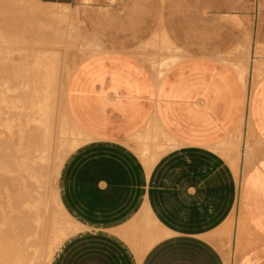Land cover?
Wrapping results in <instances>:
<instances>
[{"label": "crops", "instance_id": "crops-1", "mask_svg": "<svg viewBox=\"0 0 264 264\" xmlns=\"http://www.w3.org/2000/svg\"><path fill=\"white\" fill-rule=\"evenodd\" d=\"M259 44L262 72L248 92L226 62L235 51L220 61L187 58L164 29L144 42L148 66L120 50L78 63L64 104L89 139L63 161L57 191L82 229L64 239L50 264H227L213 237L237 200L246 227L263 239L238 264H264V38ZM167 46L179 59L163 69ZM243 120L241 137L248 121L260 154L238 182L218 149ZM146 134L176 145L150 160L137 153Z\"/></svg>", "mask_w": 264, "mask_h": 264}, {"label": "bare ground", "instance_id": "bare-ground-1", "mask_svg": "<svg viewBox=\"0 0 264 264\" xmlns=\"http://www.w3.org/2000/svg\"><path fill=\"white\" fill-rule=\"evenodd\" d=\"M12 1L14 0L7 1V4L15 3ZM24 1L26 0H23L25 5L19 4V2L17 4L26 6L27 3L30 10L29 14L30 12L34 13L33 16L29 15L26 11L28 9L25 10V8L26 12L24 10L22 12L23 19L27 18L24 13L32 17L28 16L27 18L28 21L29 18L32 19V23L30 22L32 30L29 36L34 39L38 49L29 48L30 42H33L32 40L27 42L28 39L23 42L25 45L29 44L27 49H25L26 46L19 49L15 40V44L4 43L6 38L7 41L10 39L7 35L15 38L19 34H23V29L29 31L26 30L29 29L26 28V26H29V23L26 24L27 20L21 21L22 17L19 18L21 12L19 14L14 9L12 13L17 12L15 16L13 15L14 19L7 20L4 15H2L4 19H0V60L11 63L12 65L7 68H11L12 72H15V74L6 72L9 70L3 67L6 69L5 74L9 75L8 73H11L15 76H11L15 78L14 81L12 80L15 84L9 81L11 79L7 81V83L9 82L8 85L10 83L14 84L13 87L9 85L11 88L6 83L2 88L4 76L0 77L2 78V80L0 79L2 81L0 82L2 84H0L2 88L0 89V101L2 102L0 103V183H3L0 184V264H50L54 253L62 244L64 236L82 227L79 222L71 221L62 207L59 201L56 178L63 161L69 153L89 139L73 122L64 104L67 81L74 68L85 57L80 51L72 50V47L83 45V42L86 41L79 34L77 27L71 23L70 14L66 7H62V5L55 7L44 1V5H39V3L38 5L37 3L30 5L27 1ZM30 1L33 4L37 1L42 2L41 0ZM8 5L12 6L13 4ZM16 6L14 7L16 8ZM19 6L17 8L21 11ZM11 8L9 7L10 10ZM10 10L7 11V16L9 15L8 12L11 14ZM19 19H21L20 23H18ZM25 31H23L25 33L23 37L27 38ZM19 37H17V40ZM1 39H3V43ZM248 40L250 41V39ZM19 41L22 43L21 39ZM246 41L236 48V52L240 53L238 57L236 53V58L226 59V62L237 72L243 85L251 89L262 72L257 70L254 61L262 57L255 56V53L250 54V44ZM58 44L68 45L67 48H62L65 54L61 51L64 54V56L62 54L63 61H61L62 57H60L59 50H50V47H59ZM42 45L44 47L45 45L49 46V50L40 49ZM165 50H167V55L161 62L163 69L179 59V56L171 55L172 48L169 46ZM16 53L20 54V56L17 54L20 58H18L19 61L21 58L26 59L25 62V59L21 61L22 65L16 66L18 59L12 58V54ZM241 53L246 58L250 57V63L247 59H240L241 56L239 55ZM1 65H3V61ZM3 66H6V64ZM10 66L20 67V70L16 71V68L15 70ZM22 70H24L22 75L26 73L27 76H32L31 80L28 81L29 76L26 78L25 75L22 77L27 80L22 81L21 79V82L16 84L18 81L16 78L18 75L21 77L20 72ZM9 76L7 78H11ZM58 76L62 77V84L59 82L62 85L60 90L57 88ZM24 84H26V87ZM8 92L9 94H7ZM10 92L14 94L12 95ZM11 96L14 98H10ZM246 102L248 105L249 96H247ZM244 120L230 136L229 143L220 148L223 154L229 156L228 162L235 177H238V182L241 181L252 163V157L255 155V152L251 151L249 155L240 157L237 152L236 145L240 143ZM244 127L247 132L252 134L251 137H255L248 121ZM151 139H153V136L146 134L140 142L141 148H138L137 153L139 152L140 155L149 153L156 158L176 145L167 137L165 138V144H157L153 139L155 144L152 142L154 146L149 150L147 142L150 140L151 143ZM262 152L264 151L262 150ZM6 182L8 183L5 185ZM249 232L253 233L245 225L237 200L235 218L229 217L226 224L219 228L213 237L214 242L224 241V247L221 243L219 245L223 248L227 264H235L238 255H241L256 243L255 234V237H252L253 239L248 238Z\"/></svg>", "mask_w": 264, "mask_h": 264}, {"label": "rangeland", "instance_id": "rangeland-1", "mask_svg": "<svg viewBox=\"0 0 264 264\" xmlns=\"http://www.w3.org/2000/svg\"><path fill=\"white\" fill-rule=\"evenodd\" d=\"M7 1L10 2L11 0L10 1L7 0ZM7 1L0 0V19L1 20L2 18L4 19V17H2V15H4L6 16L5 18L8 20L10 18H13L17 12L19 14L21 12V15L19 14L18 15H19V18L22 17L21 18L22 20L19 19L18 23H20V20L23 21L25 18L23 19L22 12L28 9L26 11L29 14V11H30L29 7L27 6V3H26V6H22V5L19 6V4H24L23 0H21L22 2L20 0L18 1L14 0L12 2H15V3H8L10 5L13 4L12 6H9L7 4ZM26 1L30 5H35L36 3L37 5L38 3L39 5H42V4L44 5L43 2L37 1L33 4L31 1L29 2V0H26ZM17 2H19V4H17ZM48 3H50L51 5L55 7H59V5L60 6L62 5V7H66V9L68 10L70 14L69 19L70 21H72L71 23H73V25L77 27L79 34L84 38V41H86V42H83L84 43L83 45L81 44L78 46H73L72 50L80 51L82 54H84L85 56L84 59L87 56L97 51L120 50V51H125L135 56L141 62L147 65V63L143 60V57L146 54V52L143 50L144 42L152 35L158 33L161 29L166 30L176 40V42L183 49L182 54H184L187 58L191 56H195V55H208V56H211L219 60L220 57L227 56L228 54L231 55L234 51H235L234 55L237 53L236 55L238 57V54L240 53L236 52V48L239 47L243 42H245V40H247L250 44L249 45L250 54L254 52L256 56L259 53L258 51L259 46H260L259 40L264 38V0H177V2H175L174 4L161 3L160 0H143V1H140V0H71L66 4L53 3V2H48ZM15 5H17L16 8L14 7ZM8 6L12 7L11 10L12 9L13 10L11 11ZM18 6L21 7L20 8L21 11H19V8H17ZM5 9L7 10L5 11ZM14 9L17 10V12L15 11L16 13H12L14 12ZM8 10H10L12 15L8 12L10 16L9 15L7 16ZM27 13H24V16L26 15L25 17L27 18L30 14L31 16H33L34 14L30 12V14L27 16ZM27 18L25 20H27L26 24L29 23V26L28 27L26 25L25 26L26 28H29V29H26L29 31H25L24 29L23 31L26 32L27 34L26 37L27 36L28 37L24 38L25 36L23 37V34L25 33L22 31L23 34L22 35L19 34L20 37L17 36L19 37L18 40H17V37H15L16 39L13 37L14 38L13 39L12 37H9L7 35L8 38L10 39L12 38L13 40L11 39L12 40L11 41L9 39V41H7V38L5 39L4 37V39L6 40L4 41V43L7 42V43L13 44L15 40L17 41V45L19 49L20 47H22L23 49L24 46H26L25 49H27L29 44L27 43L28 45H25L23 42L28 39L27 42H30L31 40L33 42V43L30 42L29 48L33 47L32 49H35V48L38 49V46L35 45L34 39H31V37L29 36L30 31L32 30L31 29L32 19L29 18V21H28ZM20 39L22 43L19 41ZM92 39H93V42L95 43L93 46H91L88 43V41ZM248 39H250V41ZM1 42L3 43V39H1ZM31 44H34L35 46L34 45L31 46ZM46 46L47 45H45L44 47L42 45L40 49H44V51L49 50L48 49L49 46L47 47ZM58 46L59 47L57 48L50 47V50H55V51L59 50L60 57H62L61 61H63V56L65 52H64V49L62 48L64 47L67 48L68 45L63 46V45L58 44ZM61 51H63L64 54ZM148 52L156 53V50L150 49L148 50ZM17 54L19 53L12 54V58L17 60L20 56V54L19 56ZM236 55L234 56L235 58H236ZM239 56H241L240 59L241 58H244L242 60L247 59L250 63V57L246 58L245 55L242 53ZM19 59L17 60V63L14 60V62L16 63V66L22 65L21 61H23L25 58L24 59L21 58L20 61ZM2 61H3V65L6 64V66L1 65L0 68L6 67V69H8L7 67L9 65H12L11 63L4 61V60H0V64ZM25 61L26 59L24 60V62ZM14 62L13 64H15ZM260 63L261 62L258 61L257 64L260 65ZM254 64H256V60L254 61ZM16 66L15 67L10 66V67H13L12 69H15ZM258 66H257V70H259ZM2 68L0 70L2 71V73H0L1 75L0 77L4 76V81L3 82L0 81L3 84L2 85L0 83L2 85V88L5 83L7 84L8 87H10L9 85L13 87L15 83L12 82V80L14 81L15 79L13 78L15 77L14 76L15 72H12L11 68L8 69L9 71H6V72L14 73L13 75L11 73H8L10 75L9 76L4 73L6 69L3 68L4 70L3 71ZM19 68H16L17 70L16 69L15 70L18 71L20 70ZM24 70H22L21 72L19 71L21 77L26 75V73L22 75ZM4 74L6 75V77ZM8 76L9 77L13 76V77L7 78ZM28 76L29 78H27ZM28 76L26 75V78L29 81L31 80L30 78L32 76L30 75ZM21 77H19L18 75V77L16 78V80L18 81L16 82L15 80L16 84L21 82L20 81L21 79L22 81L25 79V77H22V78ZM0 79L2 80V78ZM27 79H25V81ZM8 80L14 84L12 85L10 83L8 85L9 83V82L7 83ZM57 82H58L57 88H59V90L62 89V85H61L62 77L58 76ZM24 85L26 87V84ZM2 88L0 87V89ZM248 91H250V88H247V92ZM7 94H9V92ZM58 95H57V98L59 99L60 95L59 96ZM10 98H14V97L11 96ZM0 103L2 102L0 101ZM251 135L252 134L250 132L246 131L245 139L241 137L240 143H237L236 147H237V152L239 153L240 157L241 156L245 157L246 155H249V152L251 151L253 153L255 152V155L251 159L253 162L257 158V156L260 154V151H259L258 143L256 142L257 141L256 136L251 137ZM243 147H244V154L241 153V149H243ZM218 151L227 159V161H229L228 159L229 156L223 154L220 151V148L218 149ZM150 157H152V155ZM153 159H154L153 157L150 158V160H153ZM7 183L8 182H6L5 185ZM56 183H57V178H56ZM0 184H3V183H0ZM235 215H236V205L234 207L233 213H231L230 215V218L231 217L235 218ZM71 221H74V220H71ZM81 229L82 228H80L79 230ZM79 230L73 231L72 233L65 235L63 239H65L67 236L75 232H78ZM251 230L255 232L252 228ZM249 234L250 235H247V236L250 239H253L252 237L257 236L256 240L258 241L255 243V245L259 244L260 240H263L256 232H255L256 234L255 236L251 232H249ZM215 245L221 252L219 243L216 242ZM223 247H224V244H223ZM252 247H249L248 250ZM6 248L8 247L6 246ZM41 253H43V251H41ZM241 255H238V259L236 260L235 264H238Z\"/></svg>", "mask_w": 264, "mask_h": 264}]
</instances>
